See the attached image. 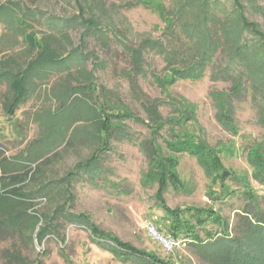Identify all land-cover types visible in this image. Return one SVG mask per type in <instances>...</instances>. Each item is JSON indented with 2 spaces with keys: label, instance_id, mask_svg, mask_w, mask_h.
<instances>
[{
  "label": "rangeland",
  "instance_id": "obj_1",
  "mask_svg": "<svg viewBox=\"0 0 264 264\" xmlns=\"http://www.w3.org/2000/svg\"><path fill=\"white\" fill-rule=\"evenodd\" d=\"M93 1L0 0V160L4 163L12 161L35 165L38 159L54 148L59 151L42 166L36 178L28 177L17 184L24 192L37 190L40 186L38 180L57 179L66 175L77 161L92 152L96 137H100V123L94 111L96 107L93 108L88 94L79 88L81 83L87 82L85 74L79 75V67H86L94 74V87L86 88L87 93L97 105L102 103L108 111H114L112 107L124 104L135 115L150 123L145 107L156 102L163 117L170 114L168 93L152 76V72L163 75L165 61L162 55L146 50L145 73L139 69L135 71L129 49L113 34L117 29L122 30L127 44L137 48L146 37H163L165 24L158 13L140 4L132 7L131 2L135 0H101L105 8H93V12L101 21L104 20L101 24L105 23V27L110 28L107 34L111 40L104 44L96 36H88L82 46L84 26L71 23L70 18L75 16L77 19L81 12L80 6L89 8ZM165 1L167 5L172 3V0ZM94 5L92 3L91 8ZM86 12L89 15L90 11ZM34 31L37 34V46H32L26 38ZM64 32L68 33L64 35ZM44 33L59 37L62 54L57 57L68 56L71 49L80 47L78 52L81 54L76 51L70 57L73 65L70 72L59 62L61 60L49 61L51 64H48V57L53 51L41 40ZM87 52L92 55L79 62L81 55H88ZM93 55L98 58H93ZM226 64V60L218 55L216 62L207 67L203 78L180 80L170 86L169 91L175 96H184L198 103L202 137L222 149L227 167L244 174L251 172L246 157L250 145L255 140L264 143V124L260 120L258 101L250 89L235 100L238 134L234 135L220 123L212 91L227 90L232 85V74L214 76L215 71ZM233 67L231 69L237 71ZM19 75L25 77L28 99L24 102L17 100L18 109L11 116L5 113L2 101L5 94L12 96L11 84ZM124 122L127 135H117L110 141L112 148L104 154L103 172L95 179L84 173L70 184L75 197L72 203H68V209L73 213L90 214L96 224L121 240L145 250L156 251L160 257L171 258L178 264H210L204 255L195 252L185 242H175L174 245L170 238L160 234L164 238L161 239L160 235L155 234L157 230L153 224L157 223L163 211L155 197L158 184L144 183L148 156L141 146L143 141H148L151 128L147 123L133 118H127ZM162 133L165 138H170L168 128ZM71 138L74 140L66 144L67 139ZM54 139L56 144L52 147L49 141ZM159 140L162 141V138ZM58 143H62L59 148ZM229 147L235 153L229 152ZM3 169L1 173H4ZM179 171L183 186L179 189L170 186L164 193L167 202L171 206L214 204L233 227L239 218L238 212L247 202L242 187L223 202H214L207 193L210 179L195 157L183 155ZM1 182L0 189H3ZM252 183L257 193L264 195V185L254 180ZM232 187L238 185L232 182ZM56 190L55 186L51 193ZM60 195L33 199L19 195L20 199L11 196L10 200L14 203L1 201L3 206L8 207V203H11L12 211L17 210L16 220L19 224L16 228L21 235L11 229H0V264L13 250L21 251L34 264H146L144 261H122L95 243L88 228L64 218L63 214L53 221L60 224V236L65 238L49 234L40 241L38 234L44 220L35 221V230L30 227L31 221L37 219L36 214H51L57 201L67 202ZM261 204L264 209V201ZM210 228L214 229V226ZM28 233L30 235H26Z\"/></svg>",
  "mask_w": 264,
  "mask_h": 264
},
{
  "label": "trees",
  "instance_id": "obj_2",
  "mask_svg": "<svg viewBox=\"0 0 264 264\" xmlns=\"http://www.w3.org/2000/svg\"><path fill=\"white\" fill-rule=\"evenodd\" d=\"M92 3L96 6L91 8ZM92 3L89 4L90 9L85 4L80 6L81 12L77 19L75 16L70 18L71 23H81L84 26L82 46L85 45L88 36H96L104 44L111 40L107 34L110 28H106L105 23L101 24L104 20L101 21L93 12V8L98 10L105 8L104 3L101 0ZM131 3L132 7L140 4L158 13L165 24L163 37L156 39L146 37L137 48L127 44L122 30L117 29L113 34L129 49L135 71L139 69L140 72L145 73L146 50L162 55L165 61L163 75L152 72V76L153 80L168 93L167 105L170 107V114L166 118L163 117L156 102L145 107L150 123L135 115L130 107L124 104L112 107L114 111H108L102 103L97 105L87 93L86 88L94 87V74L86 67H79L77 69L79 75L85 74L87 80L86 83H81L79 88L88 94L93 108H97L94 111L100 123V137H96L97 142L95 141L96 145L92 152L77 161L74 168L66 175L57 179L38 180L40 186L35 191L24 192L17 184L28 177L36 178L42 166L58 154V149L54 148L38 159L35 165L31 163L23 165L12 161L4 163L0 160V180L3 185V189H0V229H11L21 235L16 228L19 224L16 220L17 210L12 211L11 203H8V207L3 206L1 201L14 203L10 200L11 196L20 199L19 195L32 198L47 195L53 197L54 194L61 193L63 197L61 195L60 197L65 198L67 202L57 201L51 214L49 212L41 213L42 216L36 214L37 219L31 221L30 227H34L35 230V221H40L41 218L44 220V226L40 227L38 234L40 241L49 234L61 235L60 224L53 220L63 214L64 218L88 228L95 243L111 251L124 262L178 264L171 258L160 257L156 251L145 250L121 240L96 224L90 214L70 212L67 206L75 197L69 187L70 184L84 173L95 179L103 172L104 154L112 148L110 141L117 135H127L124 130L126 127L124 120L133 118L147 123L151 128L148 141H143L141 146L148 156V170L144 174V183L158 184L155 197L163 211L157 223L153 224L155 229L162 236L170 238L174 245L175 242H185L195 252L204 255L210 264H264V209L261 204L264 195L258 194L252 183L254 180L264 185V143L255 140L246 153L251 172L242 174L227 167L223 160L222 149L213 146L202 137L203 128L198 117V103L184 96H175L169 91V87L180 80L203 78L207 67L215 63L217 56L221 55L227 64L215 71L214 76L232 74L233 82L227 90L212 91L220 123L234 135L238 134L235 100L239 99L242 92L250 89L258 101L260 120L264 124V0H172L170 5H167L165 0H135ZM86 11H90L89 15H86ZM67 33L64 32V35ZM26 38L32 46L38 45L36 31L30 32ZM41 40L53 51L48 57L50 58L48 64H51L49 61L61 60L59 62L70 72L73 68L70 57L78 52L80 47L71 49L68 56L57 57L62 54L59 37L52 33H44ZM90 55L91 52L88 55H81L79 62ZM93 58L97 59L98 56L93 55ZM231 67L236 68L237 71ZM24 79L23 75L15 77L11 84L12 96L4 95L2 105L8 115L12 116L16 113L17 100L24 102L28 99L29 91ZM166 128L169 129L170 138L163 136L162 132ZM160 137L162 141L159 140ZM72 140L74 139H67L66 144H70ZM49 143L53 147L56 140H50ZM61 145L62 143H58L57 147ZM228 150L232 154L235 153L231 147ZM185 154L195 157L203 167L210 179L207 193L214 202H223L225 198L239 192L242 187L247 202L238 212L239 218L233 227L214 204L171 206L167 202L165 191L170 186L176 189L183 186L179 166L181 157ZM2 168L4 173H1ZM232 182L238 187H232ZM55 186L57 190L51 193V189ZM210 226H214V229ZM60 237L65 238V236ZM20 252L19 250L9 252L6 260L1 264H34Z\"/></svg>",
  "mask_w": 264,
  "mask_h": 264
},
{
  "label": "water",
  "instance_id": "obj_3",
  "mask_svg": "<svg viewBox=\"0 0 264 264\" xmlns=\"http://www.w3.org/2000/svg\"><path fill=\"white\" fill-rule=\"evenodd\" d=\"M155 234L158 235V236L160 235V233L158 231ZM160 238L164 239L161 235H160Z\"/></svg>",
  "mask_w": 264,
  "mask_h": 264
},
{
  "label": "built area",
  "instance_id": "obj_4",
  "mask_svg": "<svg viewBox=\"0 0 264 264\" xmlns=\"http://www.w3.org/2000/svg\"><path fill=\"white\" fill-rule=\"evenodd\" d=\"M153 228V227H152Z\"/></svg>",
  "mask_w": 264,
  "mask_h": 264
}]
</instances>
